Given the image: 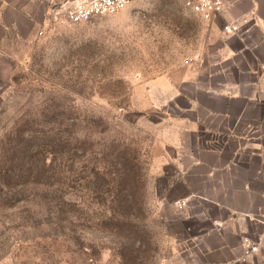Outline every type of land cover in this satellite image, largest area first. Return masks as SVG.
I'll list each match as a JSON object with an SVG mask.
<instances>
[{"label": "rangeland", "instance_id": "rangeland-1", "mask_svg": "<svg viewBox=\"0 0 264 264\" xmlns=\"http://www.w3.org/2000/svg\"><path fill=\"white\" fill-rule=\"evenodd\" d=\"M209 27L184 0H135L80 24L51 19L0 51V264L192 260L176 240L201 221L179 220L175 122L203 94L192 82L250 79L233 72L249 67L240 57L219 65L224 36ZM141 231L152 250L131 253L122 237Z\"/></svg>", "mask_w": 264, "mask_h": 264}, {"label": "crops", "instance_id": "crops-1", "mask_svg": "<svg viewBox=\"0 0 264 264\" xmlns=\"http://www.w3.org/2000/svg\"><path fill=\"white\" fill-rule=\"evenodd\" d=\"M66 1L0 0V51L40 32L52 8ZM222 1V13L208 23L224 36L219 65L240 57L249 67L238 64L233 72L250 79L222 81L217 88L192 82L203 94L187 98L172 146L187 160L180 166L187 195L179 220L196 219L201 227L194 234L186 227L185 245L176 241L179 255L191 252L187 264H264V0ZM226 27L235 31L228 34Z\"/></svg>", "mask_w": 264, "mask_h": 264}, {"label": "built area", "instance_id": "built-area-1", "mask_svg": "<svg viewBox=\"0 0 264 264\" xmlns=\"http://www.w3.org/2000/svg\"><path fill=\"white\" fill-rule=\"evenodd\" d=\"M135 0H67L59 6H54L51 19L62 20L71 24H80L93 19L117 14ZM186 8L203 22L210 23L223 11L222 0H184ZM225 31L231 34L233 27H226ZM180 204V203H179ZM180 205H185L181 203ZM259 221L264 225V198L260 211ZM252 251L257 250L254 245H247Z\"/></svg>", "mask_w": 264, "mask_h": 264}, {"label": "trees", "instance_id": "trees-1", "mask_svg": "<svg viewBox=\"0 0 264 264\" xmlns=\"http://www.w3.org/2000/svg\"><path fill=\"white\" fill-rule=\"evenodd\" d=\"M126 202H129L128 200ZM126 242H130L129 246H131L130 251L131 253L134 254H139L142 253V248L143 246H146L147 251L152 250V245L150 241V234L146 233V231H141L135 236H125L122 237ZM132 249V250H131ZM138 259V257L136 258Z\"/></svg>", "mask_w": 264, "mask_h": 264}]
</instances>
